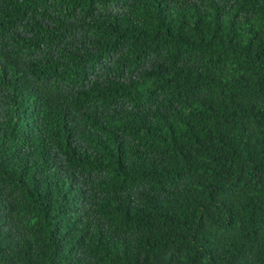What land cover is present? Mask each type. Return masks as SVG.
<instances>
[{
	"label": "trees",
	"instance_id": "trees-1",
	"mask_svg": "<svg viewBox=\"0 0 264 264\" xmlns=\"http://www.w3.org/2000/svg\"><path fill=\"white\" fill-rule=\"evenodd\" d=\"M0 264H264V0H0Z\"/></svg>",
	"mask_w": 264,
	"mask_h": 264
}]
</instances>
